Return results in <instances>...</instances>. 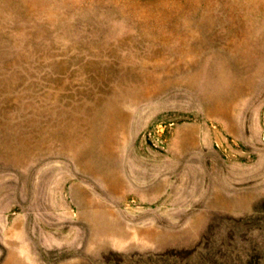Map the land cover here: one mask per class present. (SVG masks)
Segmentation results:
<instances>
[{
  "label": "rangeland",
  "instance_id": "obj_1",
  "mask_svg": "<svg viewBox=\"0 0 264 264\" xmlns=\"http://www.w3.org/2000/svg\"><path fill=\"white\" fill-rule=\"evenodd\" d=\"M0 264H264V0H0Z\"/></svg>",
  "mask_w": 264,
  "mask_h": 264
}]
</instances>
